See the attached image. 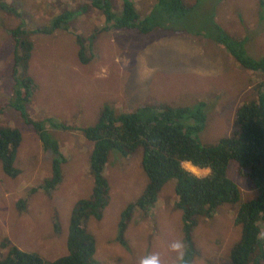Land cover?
I'll use <instances>...</instances> for the list:
<instances>
[{"label": "rangeland", "instance_id": "1", "mask_svg": "<svg viewBox=\"0 0 264 264\" xmlns=\"http://www.w3.org/2000/svg\"><path fill=\"white\" fill-rule=\"evenodd\" d=\"M133 1L141 18L158 5L157 0ZM110 2L119 16L122 0ZM184 4L191 9L185 17L169 19L166 30L143 36L135 30L104 25L99 10L81 0H0V7L11 10L0 8V126L17 128L21 134L14 164L20 170L17 178L7 177L0 163V258L7 252L1 246L4 241L48 260L67 255L71 212L93 189L89 170L92 144L79 130L94 125L102 108L120 114L150 104L175 107L204 101L207 121L198 136L200 142L213 144L231 136L236 108L254 97V89L264 78L263 73L242 70L222 46L210 40L211 23L244 39L249 57H264V4L261 0H184ZM67 11L72 12L67 30L46 34L53 20ZM18 27L38 30L29 37L33 43L29 76L34 88L29 102L24 103L26 112L33 120L49 119L71 128L64 131L52 128V123L47 125L66 158L61 165L62 180L50 195H31L30 190L51 176L54 156L42 149L13 108L14 102L9 103L13 84L9 33ZM77 35L93 36L85 65L78 60ZM141 161L142 150L128 156L112 150L108 155L103 172L108 205L100 221L90 218L83 223L95 239L93 259L97 264H140L153 255L160 264H177L182 259L183 224L181 212L174 208V180L159 191L152 209L133 211L126 246L116 240L120 213L140 197L147 184ZM188 166L183 164L199 178L208 174ZM226 174L240 190L239 202L255 196L249 182L238 177L234 162L229 163ZM22 200H27L26 207L19 212L17 205ZM238 205H223L211 220L198 221L192 230L196 256L190 264H231L229 251L240 238V227L234 223ZM177 243L180 248L174 250Z\"/></svg>", "mask_w": 264, "mask_h": 264}, {"label": "trees", "instance_id": "2", "mask_svg": "<svg viewBox=\"0 0 264 264\" xmlns=\"http://www.w3.org/2000/svg\"><path fill=\"white\" fill-rule=\"evenodd\" d=\"M81 1L99 10L104 25L109 24L115 30H135L143 36L157 29L166 30L169 19L183 18L191 10L185 6L184 0H157V7L141 18L133 0H122L120 15L116 16L110 0ZM261 2L264 4L263 0ZM88 6H84V10ZM0 8L11 11L6 7ZM71 13L67 11L59 15L45 33L67 30L66 23ZM211 27L212 42L222 46L242 70L263 73L264 78V57H249L244 49V39L229 35L215 23H211ZM37 33L38 30L27 31L20 27L9 33L13 42V84L10 85L9 103H15L13 108L36 135L42 149L54 156L51 176L30 190L31 195L40 192L50 195L62 180L61 165L66 162V158L59 143L48 132L47 125L52 121L33 120L24 107L34 88V81L29 76L33 51L29 37ZM92 39L93 36L87 39L76 36L78 60L83 65L88 63L86 53L91 50L88 46H91ZM4 90L8 92L6 87ZM254 91L252 99L236 108L231 136L222 137L213 144H204L198 137L207 121V104L204 101L193 106L150 104L120 114L109 107L102 108L94 125L79 130L85 140L92 144L89 170L93 178V189L90 196L78 201L71 212L66 240L67 255L48 260L37 253L5 245L7 242L4 241L5 244L1 246L7 248V252L0 258V264H97L93 259L95 239L83 223L90 218L100 221L108 205V183L103 172L112 150L122 156L142 150L141 165L147 179L140 197L119 215L116 236L119 244L126 246L124 240L133 211L152 209L159 191L174 180V194L177 198L174 208L181 212L185 245L182 259L177 264H190L196 256L192 230L198 221L211 220L221 206L236 204L239 205L234 213V223L240 227V238L229 251L230 263L264 264V81ZM51 127L71 131V128L63 124L52 123ZM20 143L21 134L17 128L0 126V163L3 173L12 179L20 174V170L14 166ZM230 162L236 164L238 177L251 185L255 192L252 199L239 202L240 190L226 174ZM184 163L198 170H208V174L199 178L184 169ZM26 201L18 203L19 212L24 211ZM53 224L58 233L59 226L55 217Z\"/></svg>", "mask_w": 264, "mask_h": 264}, {"label": "clouds", "instance_id": "3", "mask_svg": "<svg viewBox=\"0 0 264 264\" xmlns=\"http://www.w3.org/2000/svg\"><path fill=\"white\" fill-rule=\"evenodd\" d=\"M186 164H188V163H186ZM172 247L174 250H177L180 248V245L177 243V244H173ZM140 264H160V259L158 256L153 255L151 257L141 259Z\"/></svg>", "mask_w": 264, "mask_h": 264}, {"label": "bare ground", "instance_id": "4", "mask_svg": "<svg viewBox=\"0 0 264 264\" xmlns=\"http://www.w3.org/2000/svg\"><path fill=\"white\" fill-rule=\"evenodd\" d=\"M188 168H189L190 170H193V169H195V168H193V167H191V166H188Z\"/></svg>", "mask_w": 264, "mask_h": 264}, {"label": "crops", "instance_id": "5", "mask_svg": "<svg viewBox=\"0 0 264 264\" xmlns=\"http://www.w3.org/2000/svg\"><path fill=\"white\" fill-rule=\"evenodd\" d=\"M192 167V166H191ZM197 171V170H196Z\"/></svg>", "mask_w": 264, "mask_h": 264}]
</instances>
